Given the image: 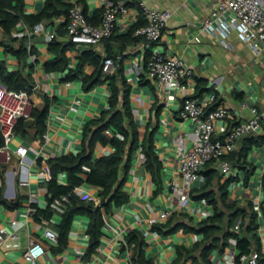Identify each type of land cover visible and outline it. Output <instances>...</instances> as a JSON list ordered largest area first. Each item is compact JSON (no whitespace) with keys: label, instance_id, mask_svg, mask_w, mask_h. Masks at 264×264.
Returning a JSON list of instances; mask_svg holds the SVG:
<instances>
[{"label":"crops","instance_id":"1","mask_svg":"<svg viewBox=\"0 0 264 264\" xmlns=\"http://www.w3.org/2000/svg\"><path fill=\"white\" fill-rule=\"evenodd\" d=\"M45 1L24 0V13H39ZM64 1L80 5L88 19L95 24L99 23L101 0ZM136 1L169 13L160 46L167 55H178L185 61L192 69L191 79L195 83L196 79L204 82L205 90L202 95L215 92L217 100L229 109L230 117L216 122V138H221L233 125L248 120L251 117V107H256L261 117L260 130L255 134L264 136V45L260 44L261 51L257 54L242 39L236 28L224 33L222 22L212 14L218 0ZM206 18L212 19L214 31L202 28ZM222 19L228 21L230 15L225 14ZM138 20V10L129 7L126 14L117 18L111 37L93 46L73 43L66 51L67 68L53 72H48L43 67L47 60L53 58L48 51L46 38L52 35L62 41L68 40L67 35H60L58 29L65 21V16L44 20L32 30L19 22L12 31L13 37L23 33L32 35L31 41L38 50L36 56L26 58L27 66L23 68L28 73V66L33 65L31 111L42 109L46 97L50 99V106L44 134L37 135L33 127L25 129V133L15 132L8 145L10 156L0 157V229L4 228L10 233L13 222L20 225L17 238L5 236L0 243V264H129L133 244L123 245V242L131 230H138L144 235V261L173 264L177 246H190L202 237L201 234L185 232L182 227L160 233L153 238L150 236L153 230L149 220L165 209H170L171 215L160 222H167L174 217L173 222L178 220L189 224L187 216L199 221L212 213V206L204 199L193 198L182 205L178 203L179 195L170 188L172 178L180 181L176 176L179 153L191 148L194 143L193 125L189 120L178 116L183 92L179 89L172 90L174 98L165 105L155 81L147 77L143 38L138 41L126 38L129 29ZM36 28L38 30L35 31ZM132 37H135L134 32ZM9 41L0 27V60L5 61L8 70L14 71L21 64L15 55L5 51L3 43ZM89 47L100 56L118 54L120 65L114 63L111 73H115L118 79H125L130 86L129 103L139 141L141 143L145 134L152 133L154 152L160 168L159 183L156 184L145 166L146 158L141 148L135 150L123 184L128 199L120 205L110 206L107 211L102 210V235L95 251L87 258V228L90 221L87 215L76 214L73 217L67 243L58 249L57 242L50 243L44 237V232L46 229L56 232L55 226L61 220L60 214L53 212L50 218H46L40 212L37 214V211L47 209L50 204L46 180V176L51 174L48 161L80 152L85 124L98 118L108 107V82L103 81L86 89L80 78L66 79L69 69L76 68L79 53ZM135 65L139 75L135 71ZM93 71L92 65L84 66L85 73L91 74ZM186 82L187 80L184 83ZM121 85L122 82L119 81V86ZM194 92L189 88L187 94L194 95ZM19 146L27 148L23 157L16 152ZM109 148L111 147L96 143L92 156L103 155ZM230 157L233 170L230 175L232 179L227 186V199L229 202L236 201L239 205L252 202L257 207V227L254 233L258 239L257 247L264 258V145H248L245 138H240ZM211 169L220 174L217 162L212 163ZM225 179L222 177L221 181ZM57 180L65 184L66 176L61 177L59 173ZM205 180L206 177L201 172V178L196 181L195 186L201 187ZM216 183L217 179L214 181ZM81 186L84 191L94 195L98 193L96 186ZM14 203L15 206L10 205ZM32 240L39 243L43 251L30 262L23 254ZM209 258L212 264H224L223 254L216 251H212ZM185 264L195 263L189 259Z\"/></svg>","mask_w":264,"mask_h":264},{"label":"trees","instance_id":"2","mask_svg":"<svg viewBox=\"0 0 264 264\" xmlns=\"http://www.w3.org/2000/svg\"><path fill=\"white\" fill-rule=\"evenodd\" d=\"M71 6L64 0H46L39 13L26 14L23 11L24 0H0V27L3 34L10 40L3 43L4 49L6 52L15 55L21 64L20 68L10 71L5 61L0 60V82L8 89L17 91L26 89L29 94L34 89V81L31 77L33 65L28 66L30 68L28 73H25L23 68L27 66L25 63L26 58L36 56L38 50L31 41L32 35L23 33L22 36H12V31L16 28V25L19 22H23L32 30L36 24L44 20L60 15H64L66 18ZM127 6L135 7L138 10L139 20L129 29L126 38L138 41L142 38L132 37V34L137 27L145 22L143 12L136 0L127 2ZM88 21L95 24L91 19H88ZM58 29L60 30V35L66 34V21L61 23ZM72 44L69 39L62 41L53 36L48 41V51L53 55V58L44 63V69L48 72L64 71L68 66L66 51L71 48ZM117 55L108 53L106 56H100L92 47H89L81 51L77 56L76 68L69 69L66 79L80 78L86 89L103 81L108 82L110 87L108 107L101 112L98 118L92 119L85 124L82 132V148L80 152L77 154L69 153L48 161L51 170V177L47 180L49 203L62 195H68V202L64 207V211L60 213L61 220L55 226L58 249L63 248L67 243V235L73 217L76 214H85L90 220L87 228V234L89 235V246L85 254L87 258L95 251L102 235V227L104 226L102 210L107 211L110 206L120 205L128 199L127 193L123 190V184L132 155L138 147L141 148L146 158V168L150 170L156 184L159 183L158 171L160 162L154 152L153 135L152 133L145 134L140 143L129 103L130 86L122 77L118 79L115 73L103 71V61L106 58L110 57L115 64L120 65ZM147 55L148 51L145 53V61ZM87 64L94 67V71L91 74L84 72V66ZM119 81L122 82L121 87L119 86ZM204 90V82L196 79L194 96L200 97ZM218 103L220 102L217 100L208 109H213ZM49 106L50 99L46 97L42 109H33L31 111V119H18L15 132L25 133V129L33 127L37 135L42 136L46 129L45 121L48 116ZM106 131L110 133L107 134ZM117 134L122 135L123 138H118ZM242 138H245L248 145L253 143L264 145V136L255 133L245 135ZM96 143L102 146H109L113 150L107 155L93 157V148ZM2 144L0 134V147ZM244 148L247 149L248 147ZM232 153L227 156V160L231 165L230 156ZM212 163L214 161L206 163L200 170L206 177L205 183L199 188L194 186L190 191L191 198L206 200L212 206V213L199 221H194L187 216L189 224L178 222V220L173 222L174 217H172L167 222L152 224L151 230L160 234L182 227L185 232L202 235L200 239L190 246H177V256L173 264H185L189 259L195 264H212L209 258L212 251L223 254L226 248L232 246L239 253L257 251V264H261L264 262V258L259 251V247H257L258 239L254 233L257 227V211L252 202L239 205L236 201H228L227 186L232 176L221 181L222 175L211 169ZM59 173L65 174V184L58 182ZM215 179H217L216 184H214ZM84 184L98 187L97 197L100 199L99 204L96 205L94 201L82 199L73 193L75 186ZM10 205L15 206L16 204ZM39 212L44 217L50 218L54 211L49 204L47 209L37 211V214ZM34 214L35 216L37 215L36 213ZM235 226H237V229H235ZM232 241L235 243L232 244ZM130 244H133V253L129 264H153L152 261H144L143 259L145 238L140 231H129L123 245ZM236 264H242L238 257L236 258Z\"/></svg>","mask_w":264,"mask_h":264},{"label":"built area","instance_id":"3","mask_svg":"<svg viewBox=\"0 0 264 264\" xmlns=\"http://www.w3.org/2000/svg\"><path fill=\"white\" fill-rule=\"evenodd\" d=\"M132 0H101V16L97 24L90 23L80 5H72L65 18L66 35L74 44L96 45L103 39L110 37L115 29L117 18L127 13L129 6L127 2ZM144 24L134 30L137 37L143 38L148 55L145 61V73L148 78L155 81L160 95L167 105L174 98L171 91L179 89L183 93L181 103L178 108V116L181 119L189 120L193 125L194 143L191 148L183 150L178 156V168L176 176L180 181L172 178L170 188L176 192L178 203L185 205L191 199L190 191L195 186L196 181L201 178V168L208 162L218 163V169L222 177H229L232 174V165L227 160V156L233 152L237 141L245 135L257 133L260 130V115L256 107H251V117L241 123L230 127L221 138H214L216 132V122L230 117L227 106L218 103L213 109H208L217 101L215 92H208L200 97L187 94L188 89L195 90V82L191 79L192 69L178 55H167L160 42L163 31L169 18L167 11L157 10L146 6L139 1ZM213 15L222 22V31L227 33L236 28L242 39L247 42L257 54L264 45V0H218L216 2ZM230 15L228 21H223L222 16ZM203 29L212 32L215 27L211 18H206L202 25ZM38 30L37 28L34 29ZM20 34L19 36H22ZM30 35V34H27ZM53 36H47L46 40H51ZM114 68L112 58L103 61V71L111 73ZM135 71L139 75L137 65ZM138 77V76H137ZM139 78V77H138ZM187 80L186 83H184ZM31 118L30 94L26 89H8L0 82V134L2 146L0 147V157L9 155V144L15 136V127L18 119ZM122 139V135L117 134ZM113 149L109 148L103 155L109 154ZM27 151L26 147L19 146L16 152L23 157ZM65 177L64 173H60ZM51 177L49 173L46 180ZM73 193L82 199L92 200L97 205L100 199L97 194L84 191L82 186H75ZM68 202V195H62L50 203L54 212L60 214ZM257 207H255L256 209ZM170 209H165L157 217L151 218V224L158 223L170 217ZM20 225L12 223V232L0 229V243L5 236L17 238V231ZM237 229V226H235ZM156 231H152L150 236H157ZM44 237L50 243L57 242V232L46 229ZM41 245L35 241H30L29 247L24 252L26 260L33 262L42 253ZM242 264H257L258 252L239 253L235 247H228L223 253L224 264H236V258Z\"/></svg>","mask_w":264,"mask_h":264}]
</instances>
